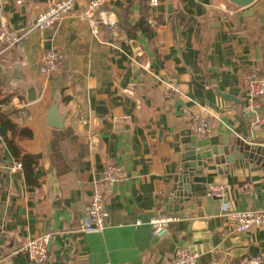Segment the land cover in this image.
<instances>
[{
    "label": "crops",
    "instance_id": "obj_1",
    "mask_svg": "<svg viewBox=\"0 0 264 264\" xmlns=\"http://www.w3.org/2000/svg\"><path fill=\"white\" fill-rule=\"evenodd\" d=\"M55 1L0 0V28L22 31ZM158 6L106 0L103 12L116 33L100 26L94 34L86 23L65 20L0 59V101L8 99L0 113L33 134L17 144L38 162L37 183L29 185L0 135V264H34L21 248L45 236L46 264H172L179 249L199 254L195 264H240L264 252V230L238 235L223 200L209 195L211 185H223L231 210L264 211L262 165L211 162L202 196L169 201L183 173L184 133L200 149L231 138L264 147V99L251 108L243 90L249 71L264 76V0L244 8L233 0ZM151 15L158 30H135ZM49 50L59 51L65 65L44 75L40 58ZM160 80L179 94L165 96ZM53 106L63 128L49 124ZM204 109L214 115L209 137L190 129L189 114ZM108 165L121 168L107 201L109 223L86 233V210ZM169 215L179 220L154 237L151 219Z\"/></svg>",
    "mask_w": 264,
    "mask_h": 264
},
{
    "label": "built area",
    "instance_id": "obj_2",
    "mask_svg": "<svg viewBox=\"0 0 264 264\" xmlns=\"http://www.w3.org/2000/svg\"><path fill=\"white\" fill-rule=\"evenodd\" d=\"M106 0H56L49 4L46 10L39 13L32 24L23 27L22 31H13L6 28H0V59L8 53L13 52L24 38L33 33H39L47 28H53L65 20H78L91 26L93 33L98 34L100 26L106 27L109 32L116 33V25L103 12ZM149 5L156 9L159 6V0H149ZM147 24L154 30H158L160 25L153 15L147 19ZM42 63L40 73L44 75H53L61 71L65 65L63 55L58 51H45L40 58ZM162 86H165L163 94L172 97L179 94V88L167 81L160 80ZM243 90L251 108L258 107L264 99V76L257 73L256 70L249 71L243 79ZM212 111L204 109L201 113H190V129L199 137H209L214 134L211 123L213 119ZM261 120L258 119V122ZM21 164H18L20 167ZM121 168L116 165H108L103 177L99 182L100 191L89 203L86 213V225L83 231L86 233L103 232L109 223V212L107 210V201L112 196V189L115 183L120 179ZM209 195L223 200L225 206L224 217L235 222L238 235L246 234L253 230H264V211H240L235 212L229 208L228 202H225L227 188L223 185L213 184L209 187ZM171 215L166 217H155L151 219L152 234L158 237L166 231L169 226L178 221ZM48 238H40L28 241L21 251L34 264H46L49 261L47 254ZM172 264H195L200 257L193 250L179 249L175 254ZM2 259L0 257V263ZM240 264H264V252L257 255L244 257Z\"/></svg>",
    "mask_w": 264,
    "mask_h": 264
},
{
    "label": "water",
    "instance_id": "obj_3",
    "mask_svg": "<svg viewBox=\"0 0 264 264\" xmlns=\"http://www.w3.org/2000/svg\"><path fill=\"white\" fill-rule=\"evenodd\" d=\"M254 1L256 0H233V3L244 8L251 6ZM226 98L229 97L226 96ZM37 99V97L31 98L30 102L37 101ZM48 116L51 127L63 128L64 119L59 116L58 106H53ZM190 134L184 133L181 136L184 140L179 144L178 151L182 153L183 173L176 179L177 185L169 200L170 204H183L194 196H202L203 187L207 184V178L203 175L204 169H207L211 162L221 166L231 164L238 159H245L250 163L262 165L264 168V147L262 146L248 143L242 139L231 138L226 143H221L218 149H200L196 141L191 140L192 135Z\"/></svg>",
    "mask_w": 264,
    "mask_h": 264
},
{
    "label": "trees",
    "instance_id": "obj_4",
    "mask_svg": "<svg viewBox=\"0 0 264 264\" xmlns=\"http://www.w3.org/2000/svg\"><path fill=\"white\" fill-rule=\"evenodd\" d=\"M134 28L144 34L150 32L149 24H147L145 20L137 23ZM7 101L8 99L4 98L3 101H0V105L5 104ZM8 133L12 135L11 138L8 137ZM0 135L5 138L10 153H12L16 161L21 164L25 172L26 182L29 185H36L37 181L34 178V173L38 165L37 158L28 152H25L17 144L19 141H25L26 139L33 138V134L27 129L22 130L18 128V126L11 120L10 115L0 113Z\"/></svg>",
    "mask_w": 264,
    "mask_h": 264
},
{
    "label": "rangeland",
    "instance_id": "obj_5",
    "mask_svg": "<svg viewBox=\"0 0 264 264\" xmlns=\"http://www.w3.org/2000/svg\"><path fill=\"white\" fill-rule=\"evenodd\" d=\"M83 23V22H82ZM87 24V23H86ZM91 27V26H90ZM8 54H10V53H8Z\"/></svg>",
    "mask_w": 264,
    "mask_h": 264
}]
</instances>
